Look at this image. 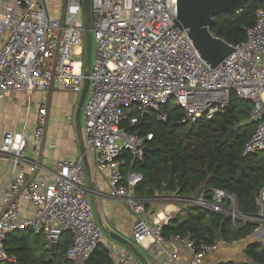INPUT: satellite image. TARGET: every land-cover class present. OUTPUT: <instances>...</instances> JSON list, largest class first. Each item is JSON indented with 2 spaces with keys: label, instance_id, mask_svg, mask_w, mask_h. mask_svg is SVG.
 <instances>
[{
  "label": "built area",
  "instance_id": "obj_1",
  "mask_svg": "<svg viewBox=\"0 0 264 264\" xmlns=\"http://www.w3.org/2000/svg\"><path fill=\"white\" fill-rule=\"evenodd\" d=\"M0 7V35L8 33L0 49V102L9 92L47 94L55 86L81 95L89 81L82 108L85 154L93 156L96 170L107 175V197L125 203L137 216L135 245L148 240L164 243L162 226L189 208L226 215L235 227L255 222L258 228L253 234L264 237V187L254 218L240 211L235 195L207 188L190 198L160 199L169 202L151 224L144 215L148 205L157 201L135 195L140 174L130 173L127 178L123 173L125 153L140 160L153 139L152 134L141 136L123 123L136 125V113L150 112L159 122H167L169 114L163 110L173 100L183 114L182 124L192 126L225 113L233 94L252 102L249 120L255 131L243 155L264 154V4L256 10V24L246 29V40L228 43L234 52L212 68L187 32L176 27L178 0H90L95 57L88 77L83 0H67L63 24L60 15L55 20L49 17L45 0H0ZM47 116L42 105L31 135L6 131L1 140L0 159L11 162L12 178L2 193L0 262L14 261L5 240L15 231L42 234L49 249L63 234L71 233L73 243L66 257L72 264H86L106 236L94 217L83 157L61 160L55 170L40 162ZM21 202L34 208L32 217L22 215ZM170 205L177 207L175 215L167 214ZM169 239L189 250L188 264H202L217 249V245L197 249L189 237ZM120 262L144 264L126 248L120 252Z\"/></svg>",
  "mask_w": 264,
  "mask_h": 264
},
{
  "label": "trees",
  "instance_id": "obj_2",
  "mask_svg": "<svg viewBox=\"0 0 264 264\" xmlns=\"http://www.w3.org/2000/svg\"><path fill=\"white\" fill-rule=\"evenodd\" d=\"M262 4L250 0L237 15L216 17L210 32L230 44L246 40V29L256 24V10ZM252 103L232 95L231 104L225 113L213 120L196 125L182 124L183 114L178 109L170 111L167 122H159L155 112L144 116L136 113L139 122L123 126L141 136L153 135L147 142L151 149L140 160L125 153L127 165L123 173L142 176L135 186V195L145 200L162 198H190L202 190L215 188L236 196L240 211L249 217L259 212L258 196L264 185V154L244 156L246 144L251 139L255 125L250 122ZM166 108V107H165ZM234 129V130H232ZM151 205H148V208ZM258 228L255 222L235 227L226 215L189 208L184 215L178 214L162 226L164 239L171 236L189 237L197 249L203 246L234 244L248 238ZM73 243L71 233L62 235L59 243L49 249L42 234L31 230L10 233L5 240V249L14 261L0 264H72L66 253ZM250 262L218 261L216 264H264V244L250 240L243 249ZM110 255L101 244L86 264H100Z\"/></svg>",
  "mask_w": 264,
  "mask_h": 264
},
{
  "label": "crops",
  "instance_id": "obj_3",
  "mask_svg": "<svg viewBox=\"0 0 264 264\" xmlns=\"http://www.w3.org/2000/svg\"><path fill=\"white\" fill-rule=\"evenodd\" d=\"M14 1L8 0V3H14ZM7 36L8 33L0 35V49L7 39ZM56 93H58L57 98H55ZM59 94L71 97L66 105H62L68 113L67 126L63 130L61 128H49L48 126L49 120H51L50 115L53 103L57 108L61 105ZM79 97L80 95L66 92L57 86L49 90L47 94L35 92L30 96L25 92L6 93L2 102H0V144L3 134L6 131L26 132L31 135L35 129L37 111L42 105H46L48 116L40 162L43 166L51 168L50 170H55L57 163L61 160H78L83 157L78 139L76 120H74ZM34 98H41V103H37L34 106L32 102ZM27 101L30 103L26 104ZM32 152L33 150L30 149V153ZM84 167L86 186L89 190L95 220L107 231L102 245L109 250L113 263L121 264L120 252L125 247L109 237L107 233L115 232L132 241L133 226L137 220V216L131 212L125 203L115 202L107 197L110 188L107 175L96 170L93 156H87V162L84 164ZM130 173L132 172L124 175L128 178ZM11 178V162L0 159V212L3 204L2 193L10 183ZM167 209V214L172 213L175 215L177 207L170 205ZM20 210L24 217H32L34 215V208L27 207L23 202L20 204ZM151 214L152 210L149 208L144 217L149 223L153 224L156 218ZM149 218L151 221L153 219V221L150 222L148 220ZM165 240L162 244L153 243L151 240H148L143 246H139V249L149 262L163 263L170 261L171 264H188L190 259L189 250L170 239ZM263 240L264 237L260 236L256 241L262 243L264 242ZM216 250H218V245ZM216 250L202 264H216L220 261Z\"/></svg>",
  "mask_w": 264,
  "mask_h": 264
},
{
  "label": "water",
  "instance_id": "obj_4",
  "mask_svg": "<svg viewBox=\"0 0 264 264\" xmlns=\"http://www.w3.org/2000/svg\"><path fill=\"white\" fill-rule=\"evenodd\" d=\"M250 0H178V15L176 19V27L182 31H186L189 38L193 41L202 59L212 68L218 67L223 61L228 58L233 52V48L227 41L216 37L210 32V27L214 24L215 18L229 15H237L244 10L245 4ZM264 4V0H255ZM84 3V18L86 30V56H85V76H89L90 72V27H91V9L90 0H83ZM67 0L62 1L60 23L63 24L65 17V9ZM89 90V81L86 80L82 94L79 97L77 109L75 113L76 127L78 133L79 144L83 155L84 164L87 162L85 147L83 141V124L81 121V112L85 99ZM186 125V124H185ZM234 130V129H232ZM151 149L144 148V156ZM261 188L264 185L260 186ZM107 232V231H106ZM109 237L116 240L124 246L132 254H134L144 264L149 261L143 255L137 245L131 240L120 236L115 232H108ZM100 264H114L111 255L106 257L105 261Z\"/></svg>",
  "mask_w": 264,
  "mask_h": 264
},
{
  "label": "rangeland",
  "instance_id": "obj_5",
  "mask_svg": "<svg viewBox=\"0 0 264 264\" xmlns=\"http://www.w3.org/2000/svg\"><path fill=\"white\" fill-rule=\"evenodd\" d=\"M63 0H45L46 2V8L48 11V15L52 20H55L59 17L61 12V6H62ZM80 19H83V16H80ZM90 42H91V48H90V66L93 65V60L95 57V43L93 39V34L90 32ZM57 94H55V98H57ZM61 99V105L57 108L55 107L54 103L51 107V120H49V128L54 127V129L65 128L67 125V117L68 113L66 112V109L62 105H66V103L70 100L71 97L66 96L64 94H59ZM59 97V96H58ZM27 100V99H26ZM41 98H34L32 99L33 105L36 106L37 103H41ZM30 102L27 101L26 104H29ZM246 105L252 106V103H246ZM176 108V102L173 100L166 108H164V112L169 113L170 111L174 110ZM83 111L81 112V121L83 124ZM75 120V116H74ZM51 169V168H49ZM157 202H154V206H150L149 208L152 210V214L155 217H157L158 213L164 212L166 204H168L169 201H162V200H156ZM148 208V209H149ZM174 215V214H173ZM163 216V215H162ZM150 222V218L148 219ZM262 234V233H261ZM258 235L253 234L248 239L249 240H243L234 244H219L218 250H216V254L218 257H220V261L226 262V261H233V262H250L243 254V249L247 242L250 240H257ZM264 241V240H263ZM264 244V242H262ZM205 264V263H204Z\"/></svg>",
  "mask_w": 264,
  "mask_h": 264
}]
</instances>
